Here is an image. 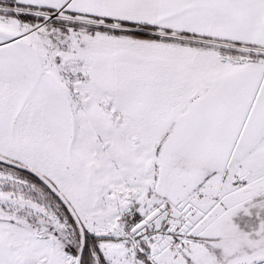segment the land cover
<instances>
[{
	"label": "snow or ice",
	"instance_id": "snow-or-ice-1",
	"mask_svg": "<svg viewBox=\"0 0 264 264\" xmlns=\"http://www.w3.org/2000/svg\"><path fill=\"white\" fill-rule=\"evenodd\" d=\"M0 264H264V0H0Z\"/></svg>",
	"mask_w": 264,
	"mask_h": 264
}]
</instances>
